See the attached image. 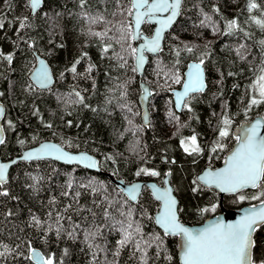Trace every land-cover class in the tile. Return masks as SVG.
<instances>
[{"label":"trees","instance_id":"trees-1","mask_svg":"<svg viewBox=\"0 0 264 264\" xmlns=\"http://www.w3.org/2000/svg\"><path fill=\"white\" fill-rule=\"evenodd\" d=\"M252 3L257 7L250 8ZM130 9L131 0H85L83 7L81 0H43L42 8L32 15L28 0H0L4 25L0 53L5 54L0 55V103L6 109V138L0 156L9 160L42 141L53 140L68 150L93 154L102 172L126 183L144 180L162 185L170 173L182 209L181 221L201 224L222 209L217 191L200 184L197 176L207 167L222 165L237 142L235 127L264 117V103L250 105L256 95L254 82L264 69V30L255 23L264 20V0H183L178 22L166 35L161 52L149 57L143 76L132 71L131 47L138 42L132 41L129 47L120 40L121 33L129 30ZM25 17L28 26L20 29ZM233 20L239 28L229 31L227 25ZM153 29L144 23L141 32L150 36ZM95 32L106 35L96 37ZM34 52L53 70L56 83L49 89L40 90L29 80L36 64ZM7 54H13L11 63ZM201 59L207 89L191 95L177 113L169 91L181 86L188 63ZM74 64L75 74L70 71ZM175 75L180 77L178 83L173 80ZM141 82L151 89L147 125L139 100ZM225 118L231 121L230 134L221 139ZM193 135L202 151L189 155L181 141L187 145ZM218 143L223 147H216ZM107 156L112 159L106 160ZM141 168L160 175L137 176ZM102 172L51 160L13 165L7 183L0 185V264H35L29 258L33 249L53 256L57 264H142L141 254L131 245L114 255L120 233L109 230L111 222L104 219L105 209L121 220V211L126 213L129 208L134 225L141 226L144 240L150 243L148 264H181L178 237L165 236L155 224L159 203L150 190L145 187L137 202L125 204L124 193ZM90 182H99L106 190ZM259 191L224 196L222 207L259 204L264 197L251 199ZM240 195L246 199L241 201ZM213 205H218L215 212L203 211ZM93 213L95 223L103 226L95 240L99 248H89L82 233L75 238L67 234L74 224L82 228L91 224ZM58 215L63 225L59 237L55 231ZM34 217L41 221L39 225ZM157 235L162 244L155 239ZM255 235L258 251L264 252V228Z\"/></svg>","mask_w":264,"mask_h":264},{"label":"snow or ice","instance_id":"snow-or-ice-1","mask_svg":"<svg viewBox=\"0 0 264 264\" xmlns=\"http://www.w3.org/2000/svg\"><path fill=\"white\" fill-rule=\"evenodd\" d=\"M85 0H81V7H83ZM43 0H28V5L33 13L41 8ZM182 0H131V9L128 11V16L133 19L129 21L128 31L122 32L120 36L121 41L129 43L141 38L140 28L144 23H151L155 21L159 24V27L155 29V35L151 38L144 37V43L140 47H131V53L135 58V67L132 71L139 72L145 64V53H158L161 50V41L163 39V33L172 25L176 17L180 13ZM250 8H256L255 3L250 4ZM168 13L166 18L157 19L159 14ZM206 20H210V17H205ZM27 17L21 20L19 27L24 29L26 26ZM95 23V19L91 21ZM255 23L264 30V20L257 19ZM3 23L0 22V28H3ZM229 31L238 29L239 26L235 20L230 21L227 25ZM92 35L103 38L106 33L95 32ZM264 44V41H261ZM244 47V45H241ZM189 52L191 48L187 49ZM104 51H108V46H105ZM239 54V50H238ZM0 55H5L0 53ZM7 61L11 63L13 57L11 54L5 56ZM124 59V57H120ZM79 63V61H76ZM126 63V61H125ZM200 64H194L191 66L192 70L188 73V77L183 86L182 93H176L177 106L190 102L191 94L203 92L206 84L204 78V72ZM123 66V65H121ZM70 71L75 74V64L71 67ZM88 71H91V66ZM262 74L254 82L253 88L256 93L251 98L250 105L258 106L264 103V69L261 70ZM37 83L47 88L51 83V76L46 67L41 62V70L35 74ZM174 82H179L180 77L175 75L173 77ZM257 85H259L257 87ZM258 95L259 99L256 98ZM76 96H80L77 92ZM83 100V97H80ZM147 99V96H145ZM191 110V109H189ZM4 110L0 108V117H3ZM231 121L227 118L223 119V127L219 132L221 139L229 136V126ZM51 127V125H49ZM264 128V122L257 120L255 123L249 126H242L241 134L237 137L239 141V147L225 160V167L218 171H209L203 177L200 178L203 184L208 187L215 186L220 192L226 193H240L244 189H260L258 194H253L251 199H260L264 197V135H261V129ZM2 131V129H0ZM4 140L0 137V144H3ZM23 143V141H21ZM184 151L189 155L193 153L199 154L202 149L197 143V137L193 135L190 138L189 143L181 141ZM216 147L222 148V144H217ZM215 151V148L213 149ZM46 157H53L56 160H63L67 163L82 164L85 168L99 169L100 162L88 155H71L64 151L63 148L54 144H44L36 151H30L25 156V160H39ZM106 160H111L112 157H105ZM8 165L0 164V185H3L7 179ZM141 174L150 176H159V172L155 170H149L147 168H141L137 171L136 175ZM170 175V173H169ZM95 183L97 187L104 191V186ZM81 187H89V185L81 184ZM71 188V183L68 185ZM96 191L97 188L92 189ZM195 190V189H194ZM122 192L126 195L125 204H131L138 201V197L141 193V186L139 184L132 185L126 189H122ZM173 189L166 187L163 190L153 186V195L156 200L162 203V211L156 216L155 222L159 225L164 232L165 236H180V249L182 264H264V252L258 251V240L256 232L258 229L264 228V205L258 210L256 208L245 211L238 220L234 223H225L222 219H217L214 224H211L202 229H190L180 223L178 200L173 196ZM7 195V193H4ZM67 195L68 193H63ZM77 197L80 195L78 192L75 194ZM239 199L242 201L246 199L244 195H240ZM123 204L121 208H123ZM218 205H213L211 209L205 208L204 212H215ZM51 215V214H49ZM95 213H93V221L87 227H81L80 224H74L67 234L70 238H75L79 233H82L83 238L88 242L89 248H99L98 244H95V240L98 235L102 234L103 226L95 223ZM121 216L124 219L117 220L115 217L109 215L107 209H105L104 219L109 220L111 223L107 225L109 230H115L120 233V239L117 241V250L114 255H119L120 250L131 245L135 252H139L142 264H148L147 262V249L150 243L144 240L142 229L139 224H135L132 221V210L129 208L128 212L121 211ZM35 223L39 225L41 221L38 218H33ZM71 220V218H68ZM61 217L58 215L56 223L59 225L55 231L57 237L60 236V229L63 225L60 223ZM51 231V226H49ZM156 240L163 243V239L160 236L155 237ZM66 251V250H65ZM3 253H0L2 255ZM30 259H34L35 264H57L53 256L45 257L35 249L32 250ZM171 260V257H168Z\"/></svg>","mask_w":264,"mask_h":264},{"label":"water","instance_id":"water-1","mask_svg":"<svg viewBox=\"0 0 264 264\" xmlns=\"http://www.w3.org/2000/svg\"><path fill=\"white\" fill-rule=\"evenodd\" d=\"M182 3H183V0H182ZM182 3H181V7H182ZM42 6H43V3H42ZM41 6V8H42ZM181 7H180V12H181ZM40 8V9H41ZM40 9H38L35 13H33L31 11V14L32 15H35ZM167 15H169L168 13H164V14H159L157 19H164L167 17ZM180 17V13L179 15L176 17V19L174 20V22L172 23V25L163 33V39L161 41V50L163 48V45H164V42H165V38H166V35L168 34V32H170L172 30V28L174 27V25L177 23L178 19ZM133 19V18H132ZM149 24H152L154 26V29H153V33L150 35V36H147L145 34H143L141 32L142 30V27L144 24L141 25V28H140V32H141V38H137V48L142 46V44L144 43V37H147V38H151L155 35V29L159 27V24H157L155 21L149 23ZM161 50L158 52V53H145V64L143 66V68L138 72L141 76L144 75V72H145V69L147 67V64H148V61H149V57L150 56H156L158 55ZM12 57H13V54H11ZM34 55L36 56V64L35 66L33 67V69L31 70V72L29 73V80L30 82L38 89L40 90H46V89H49L51 87H53L56 83V78H55V75L53 73V70L50 66V64L48 63V61L44 58V57H41L40 55L37 54V52H34ZM41 62H43V66L47 68L50 76H51V83L48 85L47 88L45 87H42L40 86L36 79H35V74L37 72H39L41 70ZM201 62L199 61H191L188 63L185 71H184V78H183V82L181 84L180 87L178 88H175V89H172L169 91L170 95H171V98H172V102H173V106H174V109L177 113H181L183 108H184V104H180L179 106H177V96H176V93H182L183 92V86H184V83L186 82L187 80V77H188V73L192 70L191 66L194 65V64H200ZM202 67V70L204 72V78H205V84H206V87L204 89L203 92H200V93H204L207 89V83H206V72H205V68L203 66V64L201 65ZM141 88H142V92L139 96V100H140V104H141V107H142V119H143V122H144V125H147L148 122H149V100H150V96H151V89L149 87L148 84H146L145 82H141ZM194 94H198V93H193L191 95H194ZM145 96H147V99H145ZM0 108H3L4 110V115L3 117H0V129H2V131H0V137L3 138V140H5L6 138V133H5V129H4V126H3V121H4V118H5V113H6V109H5V106L0 103ZM257 120H261L262 122H264V117L263 116H258L256 118H254L252 121H249V122H243L241 123L240 125H238L237 127H235L234 129V135L236 137H238L240 134H241V128L242 126L246 127V126H249L253 123H255ZM261 135H264V128H262L261 130ZM44 144H54V145H57V146H60L61 148H63L64 151L68 152L69 154L71 155H75V156H79V155H88L94 159H96L97 161L98 158L95 157L93 154L87 152V151H71V150H68L67 148L63 147L61 144L57 143L56 141H53V140H45V141H42L32 147H29L25 150H23L21 152V154L15 156L14 158L12 159H9V160H2L1 156H0V164H6L8 165V171H7V179H6V182L4 184L7 183L8 181V175H9V172H10V169L13 165H15L17 162H21V161H34V160H25L24 159V156L30 152V151H36L38 150L42 145ZM1 145L0 144V149H1ZM239 147V141H237L233 147L229 150V152L226 154V157H225V160H227L229 158V156ZM39 160H51V161H55V162H58L60 164H63V165H66V166H79V167H82V168H85L82 164H75V163H67L63 160H56L55 158L53 157H46V158H42V159H39ZM224 160V162H225ZM222 163V165H220L219 167L217 168H210V167H207L205 168L203 171H201L199 173V175L197 176V180L200 184L204 185L202 180H200L201 177H203L207 172L209 171H218V170H221L225 167V163ZM85 169H88L90 171H93V172H97V173H101V168H100V165H99V169H89V168H85ZM104 175L108 176L112 182L119 188V189H126L128 187H131L132 185H136V184H139L141 186V193H140V196L142 194V191L145 187H147L152 196L154 197L153 195V186H155L156 188H159L161 190H163L164 188L166 187H170L173 189V196L178 200V207H179V199L178 197L176 196L175 192H174V188L173 186L171 185L170 181H169V175H167L164 179V183L162 185L158 184L157 182L155 181H144V180H137V181H133L131 183H126L123 179H114L110 174H107V173H104L102 172ZM3 184V185H4ZM205 186V185H204ZM207 188H214L217 193L219 194L220 196V204H221V209H222V212L216 216H213V217H209L207 218L203 223L201 224H197V225H191V224H187V223H184L181 221L180 219V215H179V219H180V223L183 224L185 227H188L190 229H202V228H205L211 224H214L217 219H222L225 223H234L236 220H238L240 218V216L247 210H250V209H253V208H256L257 210L262 206L264 205V200L259 203V204H256V205H245L239 209H224L222 207V203H223V198L224 196H228V195H235V194H239V193H226V192H220L219 189L215 188V186H212V187H208V186H205ZM247 190H255V189H252V188H248V189H244L242 190L243 191H247ZM124 193V192H123ZM241 193V192H240ZM125 195V194H124ZM126 196V195H125ZM140 196L138 197V199L140 198ZM155 199V197H154ZM156 200V199H155ZM158 201V200H156ZM135 203V202H134ZM159 203V210L156 212V214L154 215V220L156 218L157 215H159V213L162 211V203L160 201H158ZM156 224V222H155ZM156 226L163 232V229L156 224ZM164 233V232H163ZM178 237V240H179V251H178V254H179V259H180V262L182 264V259H181V256H182V253H181V249H180V242H181V238L180 236H176ZM36 251H38L39 253H41L43 255V253L39 250V249H35ZM32 253V251H31ZM31 253H30V256H31ZM34 263V259H31Z\"/></svg>","mask_w":264,"mask_h":264},{"label":"flooded vegetation","instance_id":"flooded-vegetation-1","mask_svg":"<svg viewBox=\"0 0 264 264\" xmlns=\"http://www.w3.org/2000/svg\"><path fill=\"white\" fill-rule=\"evenodd\" d=\"M252 121V120H251ZM247 122H249V121H247ZM236 137V136H235ZM237 141H238V139H237Z\"/></svg>","mask_w":264,"mask_h":264},{"label":"rangeland","instance_id":"rangeland-1","mask_svg":"<svg viewBox=\"0 0 264 264\" xmlns=\"http://www.w3.org/2000/svg\"><path fill=\"white\" fill-rule=\"evenodd\" d=\"M261 83H264V82H261ZM240 194V193H239Z\"/></svg>","mask_w":264,"mask_h":264},{"label":"bare ground","instance_id":"bare-ground-1","mask_svg":"<svg viewBox=\"0 0 264 264\" xmlns=\"http://www.w3.org/2000/svg\"><path fill=\"white\" fill-rule=\"evenodd\" d=\"M178 22V21H177Z\"/></svg>","mask_w":264,"mask_h":264}]
</instances>
